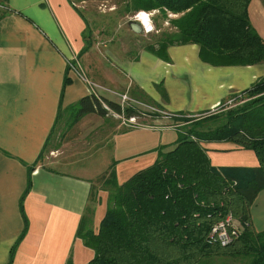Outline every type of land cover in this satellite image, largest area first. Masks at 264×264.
<instances>
[{"label": "crops", "instance_id": "0c3cea01", "mask_svg": "<svg viewBox=\"0 0 264 264\" xmlns=\"http://www.w3.org/2000/svg\"><path fill=\"white\" fill-rule=\"evenodd\" d=\"M77 2L0 0L5 6L0 12V264H8L13 246L11 264H87L94 252L76 233L91 203L94 228L105 212L106 191L99 189V202L92 201L95 183L111 170L118 182H124L156 160L159 146L170 147L177 139V129L164 122L170 116H163L157 124L116 128L100 138L93 154L81 155L100 156L92 167L82 158H67L74 154L69 149L60 156L59 148L54 157L46 156L48 162L41 161L66 107L92 91L97 95L103 86L113 96L100 95L116 102L118 93L134 90L167 112L200 113L264 77V61L212 65L200 57L195 43L169 46L166 58L146 48L132 56L109 50L107 56L119 66V74L112 73L100 57L92 58L101 30L90 26ZM247 13L264 40V3L250 0ZM71 59L88 68L98 66L104 81H91L68 67ZM102 118L87 113L74 126L90 133ZM170 129L176 134L169 138ZM202 146L216 167L258 164L252 150L229 141L202 142ZM28 177L31 186L21 206ZM21 208L27 229L17 242L24 228ZM250 220L256 231L264 229V189L251 205Z\"/></svg>", "mask_w": 264, "mask_h": 264}, {"label": "trees", "instance_id": "16d2710c", "mask_svg": "<svg viewBox=\"0 0 264 264\" xmlns=\"http://www.w3.org/2000/svg\"><path fill=\"white\" fill-rule=\"evenodd\" d=\"M249 2L124 0L123 10L157 9L161 19L168 12L179 14L169 19L173 31H160L145 46L157 56L166 58L171 45L195 43L200 57L212 65H253L264 61V40L249 22ZM245 91L253 96L251 100L207 117L219 120L218 125L208 130L191 126L184 134L178 129L177 139L170 147L159 146L151 165L121 183L114 170L103 178L100 189L107 193L105 212L94 228L91 204L76 233L94 252L87 264H211L210 259L221 256L239 264H264V229L256 231L250 220L251 205L264 189V77ZM66 111L71 112L72 122L87 113L137 115L135 108H122L119 102L93 92ZM207 141H229L250 149L258 164L213 166L202 146ZM30 186L28 177L21 206ZM91 195L97 204V191ZM21 213L24 228L17 242L27 229L22 208ZM229 214L241 229L232 242L222 246L210 238V230Z\"/></svg>", "mask_w": 264, "mask_h": 264}, {"label": "rangeland", "instance_id": "374dc122", "mask_svg": "<svg viewBox=\"0 0 264 264\" xmlns=\"http://www.w3.org/2000/svg\"><path fill=\"white\" fill-rule=\"evenodd\" d=\"M259 1L264 3L263 0ZM77 4H79L80 10L84 13L87 21L90 23V26L95 30H101V32L96 33V39L99 44L94 50V56H92V58L100 57L105 64L111 66L112 70L110 69V71L115 74H119V66L112 60L111 56H109L110 58L107 56L110 52L119 54V56L124 54H129L130 56L134 55L139 49L145 48L147 44L154 42V37L157 36L160 31H173L175 28L170 25L169 19L176 18L179 15L177 13L168 12L167 17L165 19H161L157 9L144 10L152 14L151 23L153 25V30L151 32H144L141 28L140 33H135L129 27V23L134 21L139 24V22L132 18L134 12L136 11L125 13L123 10L124 0H78ZM72 62L77 65L75 66L76 69L79 72H82L91 81H104V78L102 77V70L99 69L98 66L88 68L85 63L81 65L78 59H74ZM97 92L99 95L113 96L105 91L103 86H100L99 89L97 88ZM124 94L118 93L119 103L122 108L132 107L137 110L134 122H130L129 118L123 113L117 114L109 111V114L106 117H103L104 119H100L99 123H93L92 126L95 128L93 131L88 133L85 128H79L77 125L75 127V122H72L70 119L71 112L65 110L60 113L59 120L57 121L49 142L43 152V155L41 156V161L44 160L45 162H48L49 159L46 158V156L49 158L54 157L53 155L59 152L57 151L59 148L62 150V153L59 154L60 156H63V154L68 152L69 149V151H72L74 154L73 156H66L67 158L75 160H80V158H82L85 160L83 163L87 164L88 167H92L95 164L96 159L98 160L100 156L81 155H84L85 153H89L90 155V153L96 149L95 145H98L94 143L98 142L100 138H103V136L108 133H112V131L116 128H127L137 124L154 125L160 120H163V116H170L168 121L164 122L170 123L173 125V128L177 130L180 129V132L183 134L186 133L191 126H197V129L199 130H208L218 125L219 120L213 121L207 117L218 112L220 113L228 108L242 105L251 100L253 97L247 91H241L231 94L226 100L220 102L214 109L206 112L170 113L165 111L159 104H156L141 95L138 91L133 90L132 92L126 94L130 100L123 102L121 101V96ZM131 99H133V101H131ZM168 134L170 138L175 135L176 132L175 130L170 129ZM88 139L90 141L89 145L86 144ZM68 141H73L74 144H71V142L67 143ZM64 143H66V145H64ZM93 153L94 152L91 154ZM102 180L103 178L99 179L95 183L96 185L94 187V191H97V194L102 186ZM210 260L213 261L211 264H239L238 260L225 256L214 257Z\"/></svg>", "mask_w": 264, "mask_h": 264}, {"label": "built area", "instance_id": "2783aa9c", "mask_svg": "<svg viewBox=\"0 0 264 264\" xmlns=\"http://www.w3.org/2000/svg\"><path fill=\"white\" fill-rule=\"evenodd\" d=\"M4 9H5V6H3L0 3V12L2 10H4ZM139 11L134 12L132 18L134 20H136L137 22H139L140 27L145 32V30H144L141 22L138 21L135 18L136 17V14ZM146 12H148V11H146ZM150 19H151V17H150ZM72 61H74V59L68 60V64H67L68 67L72 68L73 70H77L76 67H75L77 65H75ZM121 98H122L121 101H123V102L126 101V100H130L126 94L122 95ZM128 118H129V121L130 122H134V120H135V116L128 117ZM240 229L241 228H240L239 223L236 222L233 219V217L229 214V215L225 216L223 219L217 221L215 224L212 225L211 230H210V238L213 239L214 241H217L220 245L225 246V245H228L230 242H232L233 239H235L239 235Z\"/></svg>", "mask_w": 264, "mask_h": 264}, {"label": "clouds", "instance_id": "9594fccd", "mask_svg": "<svg viewBox=\"0 0 264 264\" xmlns=\"http://www.w3.org/2000/svg\"><path fill=\"white\" fill-rule=\"evenodd\" d=\"M151 13L146 12L144 10H140L137 14H136V19L138 21L141 22L145 32H151L153 30V25L151 23Z\"/></svg>", "mask_w": 264, "mask_h": 264}, {"label": "water", "instance_id": "95a60500", "mask_svg": "<svg viewBox=\"0 0 264 264\" xmlns=\"http://www.w3.org/2000/svg\"><path fill=\"white\" fill-rule=\"evenodd\" d=\"M129 27L131 28V30L135 33H140L141 32V27L138 23L131 21L129 23Z\"/></svg>", "mask_w": 264, "mask_h": 264}]
</instances>
